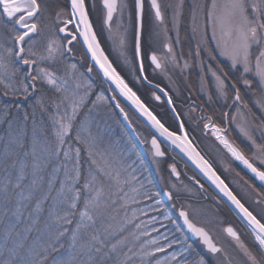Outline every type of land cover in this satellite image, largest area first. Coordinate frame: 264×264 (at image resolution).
I'll return each mask as SVG.
<instances>
[{
    "label": "snow or ice",
    "instance_id": "1",
    "mask_svg": "<svg viewBox=\"0 0 264 264\" xmlns=\"http://www.w3.org/2000/svg\"><path fill=\"white\" fill-rule=\"evenodd\" d=\"M98 9L120 62L152 100L168 106L176 129L105 54L94 28ZM146 23L152 37L163 36L162 53L145 50ZM182 29L187 52L178 49ZM80 38L89 57L84 68V56L77 60L74 52ZM146 60L153 77L170 82L171 72L187 81L186 72L198 68L206 100L192 99L190 84L183 101L179 89L174 98L146 74ZM94 69L111 96L95 92ZM117 96L144 118L150 137L133 127ZM218 103L235 109L221 111L220 123L205 108ZM113 110L161 180L167 142L213 186L215 211L227 206L250 239L228 224L222 228L228 242H221L209 226L215 218L198 225L191 204L181 205L178 217L201 247L191 243L156 200L137 145ZM188 122L192 132L210 131L259 184L237 172L243 194L234 191L197 151ZM225 122L235 123L250 148L229 139ZM167 168L179 181L176 163ZM189 180L195 192L181 181L183 193L170 183L164 195L207 199L200 179ZM0 264H264V0H0Z\"/></svg>",
    "mask_w": 264,
    "mask_h": 264
},
{
    "label": "rangeland",
    "instance_id": "2",
    "mask_svg": "<svg viewBox=\"0 0 264 264\" xmlns=\"http://www.w3.org/2000/svg\"><path fill=\"white\" fill-rule=\"evenodd\" d=\"M98 14H99V9L97 10V15ZM151 33H152L151 25L149 23H146L145 30H144V33L142 36V44H143L145 50L154 47L158 51V54L162 53L163 52L162 44H163V39H164L163 36L161 35L159 38H154V37H152ZM99 35H100L101 47L104 49L105 54L108 55L109 59L113 61L114 66H117V70L121 72V74L129 82L130 86H132L135 90H137L139 93L142 94L141 85H137L134 83L132 77L128 74L127 69L120 62V60L117 56V53L115 51V47H114L113 42L108 39L107 31L105 29L101 28ZM171 35L174 36L175 33H171ZM210 35L211 34L209 32V37H210ZM185 36H186V32L184 29H182L181 30L182 44L180 46H178V49L182 48L185 52H187L188 48H189V44H188V41L186 39H184ZM129 40H131V36H129ZM212 46L214 47V44ZM219 60L223 61L224 65L227 64V62L224 61L223 57H219ZM212 63L215 65V62H212ZM86 66H87L86 64L85 65L83 64L82 68H84ZM145 66L147 69L146 74L149 75L150 78L154 79L155 81H158L162 87L166 88V90H168L169 88L172 89L170 91V94L173 95L174 98H176V89H179V91L181 93L180 100L183 101L184 97H187L189 95L188 85L190 84L191 85V98L196 100L197 103H202V102H204V100H206V97L202 96L199 93V80H198V76H197V73L199 72L198 68L190 69L186 72L185 75H187V77H188L187 81H185L181 77L179 70L171 72L170 75L172 76V81L174 82L173 83V82H170L168 79H166L163 76L153 77L151 75V68H148L147 60L145 61ZM207 78L209 81H211L210 73L207 74ZM210 87H211V84H210ZM94 98L95 97L93 96V99ZM184 103L186 104L187 101H184ZM218 105L220 106L219 103H218ZM205 108L206 109L208 108V111L209 110H212L214 112L216 111L213 106H208L207 104H205ZM182 110H186V108H183ZM223 111H229L230 113H234L235 109L234 108H232V109L224 108ZM253 111L256 112L257 115H261V113L259 112L258 109L253 108ZM115 119L118 122L120 120V118L118 117L117 114L115 115ZM164 119L167 121L168 124L171 123L170 120H168V118L164 117ZM119 124H120V122H119ZM224 126L228 127V129H229L228 136H229L230 140H234L237 144H240L242 147L250 148L249 142L244 140V138L239 135V132H238V129H236L235 123L225 122ZM135 127H137V126H135ZM192 127H193V125H191V122H188L186 124V128L189 130L190 134L197 137V141L199 143V146L206 153L208 158H211L213 160V162L215 163V165L217 166V168L222 173H225L223 170L230 166V163L228 162L227 158H230L232 161H234L233 158L230 156V154L227 152V150L224 149L223 145H221L219 143V141H217L212 135H210V134H209V136L204 135L202 126L199 127V130L197 129L195 132L191 131ZM129 137H130V135H129ZM133 143H135L137 145V148H138L137 151L140 154L144 155L145 154L144 148L139 146L138 140H136V141L133 140ZM252 151H254V149L248 151L247 154L251 155ZM149 163H150V166H152V162L150 159H149ZM223 167H224V169H223ZM161 171H162L163 176H164L163 180H161L160 176L157 173H155L156 178L152 179L155 190H156V185H157L156 183H158V186L161 189H163V188L166 189L168 184L175 183V184H177V187L180 189V191L183 193V187L181 185V181L183 182V185H187V184L181 179L179 181L178 180L174 181V180H172L171 176L168 173H166L162 169H161ZM234 180H235V178L233 177V173H232L231 177H230V181L233 182ZM187 186L190 189H192L189 185H187ZM192 191L195 192V190H193V189H192ZM158 195L159 194L156 193V198ZM180 198H191V199H193V200L184 199L181 202V205L191 204V207L188 209L190 212V218L193 221L197 222L198 224H200V225L201 224H207L209 220H213L215 218L216 222L209 225L211 227L213 235L215 237H218L221 242H224V243L228 242L226 236L222 232V228L226 226L225 225L226 224L225 219L223 217L224 213L222 211V208L219 212H216L215 211L216 205H215L214 201H213V203H210V204H202V203L196 202L197 200H200L199 195L188 196L186 194H182L180 196ZM159 203L163 206L164 211L169 216H171L172 219L176 222V226L180 228V231L185 236H187V234L184 232L182 226L179 224V219L177 218L175 210L170 211V210H168V208L166 206H164V204L162 202H159ZM169 229H173V226L171 224H169ZM164 230L165 229H161V231H164ZM191 243H193L198 248L196 243H194V242H191Z\"/></svg>",
    "mask_w": 264,
    "mask_h": 264
},
{
    "label": "flooded vegetation",
    "instance_id": "3",
    "mask_svg": "<svg viewBox=\"0 0 264 264\" xmlns=\"http://www.w3.org/2000/svg\"><path fill=\"white\" fill-rule=\"evenodd\" d=\"M94 28L97 30V35H98V39L100 40V31H101V23H100V19H99V14L97 15V13H94ZM63 35V34H62ZM101 43V42H100ZM74 51L76 53V58L77 60L80 59V57L84 56V50H83V47L81 45V42H80V39H78L77 41L74 42ZM89 63V60L87 58V56H84V61H83V64L87 65ZM148 64V62H147ZM91 78L93 79V81L95 82V92H100V91H104L105 95H108L109 96V91H108V86L101 80V78L99 77V75L97 74L96 70L94 69L93 70V73L91 74ZM158 94V93H157ZM171 95V94H170ZM164 98L162 97V100ZM152 106V108L155 109L156 113L160 114L161 116L164 117V115L161 114L160 112V109H158V107H166L167 110H168V106L166 104H163L162 102H157V101H154L151 99V101L148 103ZM121 105L125 108V111L128 112L129 114V117L130 119L132 120L133 122V127H135L137 129V131L141 132L143 135L145 136H149L151 135L150 131L141 123V121H139L137 119V117L127 108L123 105V103H121ZM206 112L211 114L213 112H209L208 111V108L206 109ZM174 121V120H173ZM175 122V121H174ZM218 123H220L219 120H217ZM175 127H177L176 125V122H175ZM174 125L173 124H167L166 126H169L171 129H174ZM176 129V128H175ZM199 130V128H197ZM203 133L204 135L206 136H209L212 135L210 131L208 132H205L203 130ZM190 136L194 137L193 139V144L197 147V149L203 154V156L205 157V159H207L212 165L213 167L216 169L217 173L221 175L222 178L225 179V182L228 183L230 185V187H232L234 189V191H236L237 193H240L241 195L243 194L242 191H241V188L237 186V184L234 182L236 180L239 179V177L236 176V173H240V176L243 177L245 180H249L250 182H254L257 184L256 181H253L252 177L247 174L243 169L242 167L237 164L236 161H232L230 158H227L228 162L230 163V166L228 168H225V169H228L227 171L224 169L223 167V171L225 173H222L218 168L217 166L215 165V163L213 162V160L211 158H208V156L206 155V153L202 150V148L199 146V143L197 141V137L190 134ZM213 136V135H212ZM214 137V136H213ZM215 138V137H214ZM216 139V138H215ZM162 148H165V151H166V157H165V160L163 161V163L161 164V169L164 170L166 173L169 174V170L167 168V165L168 164H171L173 162L176 163V166H177V170L180 172V179L183 180L187 185H189L193 190H195V187L194 185L190 182L189 178L192 177V176H196L197 179H200L201 183L204 184L205 186V189H206V195H207V199H204L202 196H199L200 200H197L196 202L198 203H202V204H210V203H213V201L215 202L214 200V197H216V194L214 193V191L198 176V174L182 159L180 158L174 151L170 150L167 146H165L164 144L161 145ZM141 155V159H142V162L145 166V168L149 171V174L151 175L152 179L153 178H156L155 176V173L156 170L153 168V166H150V163H149V157L148 155L145 154H140ZM234 160V159H233ZM233 173V177L235 178V180L233 182L230 181V177H231V174ZM172 180L174 181H177L175 177L171 176ZM179 179V180H180ZM240 183L242 184L243 181H240ZM156 190H157V193L159 194L158 197H157V201L159 202H162L164 204V206H166L168 208V210L170 211H173L175 210L176 212V215H177V212H178V208L181 206V202L184 200V199H188V200H193L191 198H179L175 201H170V202H165L164 199H163V196H162V193L163 191H165V189H161L159 186H158V183H156ZM258 185V184H257ZM195 201V200H194ZM173 202L176 203L177 207L176 208H173L172 207V204ZM221 208H222V211H223V217L225 219V225L227 226L228 224H231L233 225L234 227H236L242 234L243 232H245V230L243 229L242 225H240L238 219L236 218L235 214L233 212H231V210H229L227 208V206L221 204ZM178 218V217H177ZM191 219V218H190ZM194 223H197L195 221H193ZM198 224V223H197ZM200 225V224H198ZM246 235V234H245ZM242 238H243V235H242ZM244 239V238H243ZM247 239L249 240L250 238L247 237ZM245 240V239H244ZM194 243H196V245L199 247H201L197 241H195Z\"/></svg>",
    "mask_w": 264,
    "mask_h": 264
},
{
    "label": "water",
    "instance_id": "4",
    "mask_svg": "<svg viewBox=\"0 0 264 264\" xmlns=\"http://www.w3.org/2000/svg\"><path fill=\"white\" fill-rule=\"evenodd\" d=\"M80 42H81V45H82V38H80ZM83 47V50H84V52H85V47L84 46H82ZM88 58V60H89V57H87ZM96 70V72H97V74L99 75V77H100V74L98 73V70L97 69H95ZM101 78V77H100ZM103 81V80H102ZM104 82V81H103ZM107 86H108V88H109V84H107V83H105ZM112 87L114 88V85H112ZM159 94V93H158ZM112 95V93L109 91V96H111ZM117 99L118 100H120V102L121 103H123V105H125L140 121H141V123L149 130V127H147L146 126V122H145V120H144V118L143 117H141L140 115H139V113H137L135 110H134V108L132 107V106H130V102H127L124 98H122V97H120V96H117ZM116 112L118 113V110H116ZM119 115V114H118ZM119 117H120V119H121V121H122V123L126 126V128H128L129 130H131L132 131V129L131 128H129V127H127V125H126V122H124L123 121V117L122 116H120L119 115ZM132 134H133V136L136 138V135H135V133H133L132 132ZM161 140L163 139V138H160ZM162 144H164L165 146H167L170 150H172V151H174L180 158H182L197 174H198V176L213 190V186H210V182H208L207 180H206V178H204L203 177V174L202 173H200L199 172V169H197L196 168V166L192 163V161L191 160H189L188 159V157L186 156V155H184L182 152H180V150L179 149H177V148H174L173 146H170V145H168L167 144V142H164V143H162ZM194 145V144H193ZM195 146V145H194ZM196 147V146H195ZM196 149H197V147H196ZM197 151H199L198 149H197ZM200 152V151H199ZM200 154L202 155V153L200 152ZM203 156V155H202ZM237 162V164H239L241 167H242V169L247 173V174H249L251 177H252V174L247 170V169H245L244 168V166L242 165V164H240L238 161H236ZM257 182V184H259V182L258 181H256ZM214 191V190H213ZM214 193L216 194V192L214 191ZM162 196H163V199H164V201L165 202H170L168 199H167V197L164 195V191H163V193H162ZM177 216H178V212H177ZM178 219H179V223H180V225L182 226V228H183V230H184V232L188 235V237L190 238V241H195V239L194 238H192L191 237V234L188 232V230H187V228H186V226H184L183 225V221H182V219H180L179 217H178Z\"/></svg>",
    "mask_w": 264,
    "mask_h": 264
},
{
    "label": "trees",
    "instance_id": "5",
    "mask_svg": "<svg viewBox=\"0 0 264 264\" xmlns=\"http://www.w3.org/2000/svg\"><path fill=\"white\" fill-rule=\"evenodd\" d=\"M141 89H142V94L141 93H139L138 91V95H140L141 97H142V99H144L147 103H149L150 101H151V98H150V95H149V89L147 88V87H144V86H141ZM135 90V89H134ZM214 108H215V112H214V119H216V121L217 120H219L220 121V113H221V111H223L224 109H222L218 104H216L215 106H213ZM158 109H160V112H161V114L162 115H164V117L165 118H168V120H170V124H175V122L173 121V119H172V116H171V114H170V112L167 110V108L166 107H158ZM209 112H213L212 110H209ZM119 122H120V125L122 126V127H124V125L121 123V121L119 120ZM168 124V123H167ZM169 125V124H168ZM125 128V127H124ZM176 127H175V125H174V129H175ZM125 130H126V128H125ZM127 131V130H126ZM128 133V132H127ZM128 135H129V133H128ZM132 141H133V139L132 138H130ZM137 150H138V148H137ZM156 193H157V190H156ZM158 197V196H157ZM157 199V198H156ZM172 213V212H171ZM245 232H243V238L245 239V241H248V239H247V235H245L244 234Z\"/></svg>",
    "mask_w": 264,
    "mask_h": 264
}]
</instances>
